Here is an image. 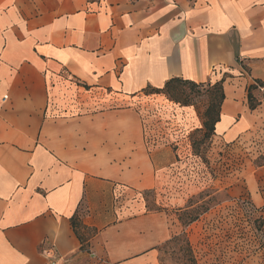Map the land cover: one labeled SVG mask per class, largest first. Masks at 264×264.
Here are the masks:
<instances>
[{"label": "crops", "instance_id": "1", "mask_svg": "<svg viewBox=\"0 0 264 264\" xmlns=\"http://www.w3.org/2000/svg\"><path fill=\"white\" fill-rule=\"evenodd\" d=\"M173 79L223 81L215 137L264 154V0H0V264H173L142 202L171 162L142 106Z\"/></svg>", "mask_w": 264, "mask_h": 264}, {"label": "rangeland", "instance_id": "2", "mask_svg": "<svg viewBox=\"0 0 264 264\" xmlns=\"http://www.w3.org/2000/svg\"><path fill=\"white\" fill-rule=\"evenodd\" d=\"M173 88L142 106L150 148L168 150L171 160L160 187L144 192L142 202L147 211H171L180 233L163 246L161 261L264 264V154L253 145L225 146L205 127V88Z\"/></svg>", "mask_w": 264, "mask_h": 264}, {"label": "trees", "instance_id": "3", "mask_svg": "<svg viewBox=\"0 0 264 264\" xmlns=\"http://www.w3.org/2000/svg\"><path fill=\"white\" fill-rule=\"evenodd\" d=\"M175 84H181V85H187L190 88L196 89V88H205L210 100H209V106L207 109V114H209V123H205V127H209L210 131L214 133V129H215V124L218 122L219 120V115H220V109H221V105L225 99V95H224V90H223V81L221 82H217L214 85L208 83V84H196L194 82H190V81H184L181 79H173L170 82H168L165 87L161 90H154V93L156 94H160L163 92H167V93H174L176 91V89L173 88V86H175ZM258 85H264V83L262 82H258ZM256 86H250L249 90H248V101H249V106L251 109H255L259 106V102L258 100L253 96V90L256 89ZM72 222V227L75 231V233L77 234V236L80 238V240L82 241V243L85 242L84 236L81 233V229L83 228L80 220L78 217H73L71 219ZM85 246L83 245L82 249L85 250Z\"/></svg>", "mask_w": 264, "mask_h": 264}, {"label": "built area", "instance_id": "4", "mask_svg": "<svg viewBox=\"0 0 264 264\" xmlns=\"http://www.w3.org/2000/svg\"><path fill=\"white\" fill-rule=\"evenodd\" d=\"M257 86L261 91H264V85L257 84ZM45 253L48 255L49 264H59V259L57 257L50 255V251H46Z\"/></svg>", "mask_w": 264, "mask_h": 264}]
</instances>
